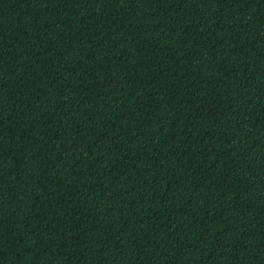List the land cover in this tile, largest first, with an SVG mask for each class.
Here are the masks:
<instances>
[{
	"label": "trees",
	"instance_id": "obj_1",
	"mask_svg": "<svg viewBox=\"0 0 264 264\" xmlns=\"http://www.w3.org/2000/svg\"><path fill=\"white\" fill-rule=\"evenodd\" d=\"M0 264H264V0H0Z\"/></svg>",
	"mask_w": 264,
	"mask_h": 264
}]
</instances>
